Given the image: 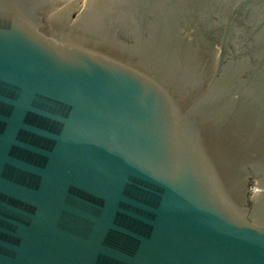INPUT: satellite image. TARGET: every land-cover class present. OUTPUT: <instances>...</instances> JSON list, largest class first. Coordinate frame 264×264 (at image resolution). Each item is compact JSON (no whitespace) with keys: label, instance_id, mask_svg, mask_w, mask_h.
I'll use <instances>...</instances> for the list:
<instances>
[{"label":"water","instance_id":"obj_1","mask_svg":"<svg viewBox=\"0 0 264 264\" xmlns=\"http://www.w3.org/2000/svg\"><path fill=\"white\" fill-rule=\"evenodd\" d=\"M0 264H264V0H0Z\"/></svg>","mask_w":264,"mask_h":264}]
</instances>
